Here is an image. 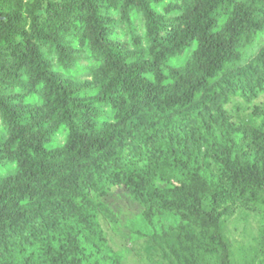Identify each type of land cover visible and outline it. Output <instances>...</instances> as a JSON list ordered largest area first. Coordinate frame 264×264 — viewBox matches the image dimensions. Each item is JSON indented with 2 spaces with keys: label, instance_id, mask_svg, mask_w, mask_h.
<instances>
[{
  "label": "trees",
  "instance_id": "obj_1",
  "mask_svg": "<svg viewBox=\"0 0 264 264\" xmlns=\"http://www.w3.org/2000/svg\"><path fill=\"white\" fill-rule=\"evenodd\" d=\"M179 1L0 0V264H107L98 214L113 215L89 192L107 174L148 220L174 203L201 229L181 264H237L223 217L264 212V0ZM243 94L263 99L250 156L221 113ZM188 122L211 162L169 134ZM132 136L151 151L128 162Z\"/></svg>",
  "mask_w": 264,
  "mask_h": 264
},
{
  "label": "rangeland",
  "instance_id": "obj_2",
  "mask_svg": "<svg viewBox=\"0 0 264 264\" xmlns=\"http://www.w3.org/2000/svg\"><path fill=\"white\" fill-rule=\"evenodd\" d=\"M28 0H25L27 2ZM180 2L179 0H175ZM27 18V15H24ZM263 99L254 100L250 94H243L233 99L224 109L222 115L231 116V121L237 128L247 127L246 142H244V155L250 156L260 148L261 143L259 128L261 120L253 117L252 113ZM216 119L220 117L216 114ZM192 122L181 124L178 128L169 132L174 139L185 134L188 145L197 147L211 162L212 152L198 140L191 130ZM168 135V134H167ZM139 145V149L137 146ZM126 154L124 160L130 162L137 160L142 151H151L145 142L139 141V137L132 136L126 141ZM141 150V151H140ZM208 155V156H207ZM241 172V171H240ZM242 174V173H239ZM237 176H240V175ZM117 180L111 175H106L107 193L105 197L97 198L95 190H89L90 198H93L107 206L113 218L98 214L101 239L99 246L102 256L108 263L113 264L111 259L117 257L120 264H181L176 253L186 255L184 248L192 246L198 239L202 240L201 229L186 221L179 214L174 203H168L161 207V213L148 220L147 206L136 201L126 184H117ZM240 183L238 179L237 185ZM158 188L165 185L158 183ZM231 200L239 201L235 188L227 191ZM232 193V194H229ZM236 211L223 217V233L230 242L231 251L237 264H264V212L253 210L251 206H235ZM51 223L39 226V233L51 227ZM28 238L25 235L24 238ZM30 238V237H29ZM28 240V239H27ZM184 247V248H183ZM197 264H220L216 253L200 251Z\"/></svg>",
  "mask_w": 264,
  "mask_h": 264
},
{
  "label": "water",
  "instance_id": "obj_3",
  "mask_svg": "<svg viewBox=\"0 0 264 264\" xmlns=\"http://www.w3.org/2000/svg\"><path fill=\"white\" fill-rule=\"evenodd\" d=\"M3 19L1 16H0V20Z\"/></svg>",
  "mask_w": 264,
  "mask_h": 264
}]
</instances>
